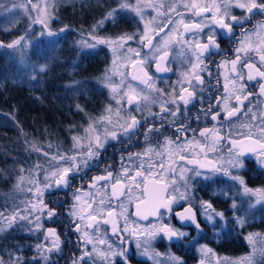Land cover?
Wrapping results in <instances>:
<instances>
[{"label": "snow or ice", "instance_id": "1", "mask_svg": "<svg viewBox=\"0 0 264 264\" xmlns=\"http://www.w3.org/2000/svg\"><path fill=\"white\" fill-rule=\"evenodd\" d=\"M17 8H23L29 14L33 25H40L41 36L58 37L60 33L71 31L67 26L58 32L52 31L48 22L51 17L43 18V10L33 0H25L24 3L12 0L10 8H6L4 0H0V10L11 12ZM235 9L240 10L239 16L233 14ZM33 10L37 13L35 18L30 14ZM122 13H131L133 18H138V22L144 25L143 31L138 29L132 33H122L116 38L97 34V28L103 27L106 21L116 24ZM257 17L260 19L249 29L247 25ZM235 28L242 31L241 39L233 50V58L216 65L217 68L230 66V74L225 76L223 94L215 103L210 102L203 109L204 117H210L215 123L211 128L194 129L191 123H185L188 105L197 98V90H204V74L212 77L206 61L220 54L218 34L224 33L229 39H234ZM130 41L137 42L140 48H132ZM77 44L82 49H95L99 45L112 49V74H106L101 83L109 89L116 107L109 105L104 114L88 124L82 136L71 137V154L57 152L50 155L33 144L32 150L49 160L48 167L39 163L33 165L27 170V177L19 176L15 187L21 189L27 180L30 185L27 191L37 203L26 201L23 209L14 210L10 216L0 211V220L8 227L17 220L26 221L34 224V231L41 230L42 216L48 219L59 216L57 208H50L44 203L46 192L51 195L53 190L68 189L78 177L83 181L89 171L100 166L101 154L112 147L113 142L128 143L142 135L141 151L130 152L126 156L121 154L117 163L107 164L102 174L90 177L86 192L83 185L73 190L72 203L66 208L65 215L70 218V230L74 229L80 234L77 241L80 255L71 259V264H97L98 260L100 264H131L134 254L128 246L130 241L135 242L139 255L147 257L153 264H161L158 259L161 254L152 250V242L158 236L170 243L189 240L188 232L171 224L173 217L182 224L187 222L194 226L197 236L191 237L189 243L201 254L199 264H206V259L215 256V253L206 244H200L201 239L207 238V233L194 210L191 181L196 177L210 180L219 175L232 182L227 191L220 193L226 200L231 199V221L227 220L225 212L217 211L211 202L201 200L199 203V208L203 210L199 215L206 222L204 226H211L217 239L221 235L217 228L223 230L232 224L242 232L251 226L248 213L239 214L243 203L246 202L249 209L264 206V186L249 187L242 175L249 158H253L258 169L264 171V108L255 111L250 99L255 97L264 104V100H260L264 97V0H116L115 7H111L91 31L87 34L81 32ZM173 45L188 53V68L178 82L180 91L173 88L169 95L155 87V81L146 69L151 62L155 64L156 72L170 71L162 68L161 62L167 59L168 49ZM0 47L22 52L29 47V43L26 36H20L6 45L0 42ZM143 48H148L151 56L142 55ZM129 68L132 69L131 73ZM137 69L143 72V77L136 74ZM36 71L46 72L47 65L38 66ZM117 75L119 81L115 79ZM32 79H37V75H33ZM136 81L139 83H134ZM253 81L258 86V92L248 90V84ZM219 84L217 78V91ZM232 98L234 104L230 103ZM245 101L249 102L247 106ZM149 105L158 107L159 111L149 110L148 115H143L144 108ZM134 112L141 113V117L138 119ZM241 114L250 121L240 125L241 129L247 130L246 133L238 131L234 134L231 128L224 130L222 116L224 121L230 122ZM199 119L197 116L196 120ZM165 128H171L173 135H164ZM153 137H163V140L154 144ZM25 171L23 167L20 168L21 173ZM237 185L240 196L249 198L239 204L229 196L231 189ZM182 202L188 206L184 207ZM176 205L183 211H175ZM165 216L169 218L167 223L164 222ZM101 224L110 225L111 235L119 241L118 244L109 241L107 231L101 232ZM0 231H3V227H0ZM49 237L55 238L52 247L36 245L37 254L44 264H49L51 252L60 251L55 229H46L45 241ZM244 239L252 248L250 253L235 259L217 257L216 264H256L257 254L264 261V249L258 250L256 244L257 239L264 241V235L248 233ZM167 255L168 264H185L180 257L171 253ZM0 264H5L2 257ZM9 264H40V261L37 257L30 262L16 256Z\"/></svg>", "mask_w": 264, "mask_h": 264}, {"label": "trees", "instance_id": "2", "mask_svg": "<svg viewBox=\"0 0 264 264\" xmlns=\"http://www.w3.org/2000/svg\"><path fill=\"white\" fill-rule=\"evenodd\" d=\"M4 3L5 7L9 8L12 0H4ZM115 5L116 0H56L57 16L52 25L55 28L67 26L71 31H65L56 39L47 40L41 36L36 37L37 31L33 29L29 35V47L24 48L22 52L13 53L12 49L0 47V211L8 213L9 210L22 205L23 195L15 186L12 189V185H16L20 175H29L27 170L33 165L39 163L45 166L48 162L41 153L32 150V145L35 144L50 155L57 152L70 154L71 137L83 128L92 115L101 110L104 100L96 82L107 65L108 53L102 46L82 49L77 44V33L80 30L91 31V27L97 25ZM27 17L15 11L0 10V42L6 45L18 39L19 35L22 36L28 28ZM132 22L133 17L124 14L116 24L106 21L98 33L110 36L116 31H129L131 26H134ZM56 40L59 42L53 43ZM18 61L31 64L28 68L30 75L24 73L25 69L17 64ZM40 65H47V71L37 73L36 69ZM33 75H37V79H32ZM113 154L112 158H108V154L103 152L100 166L116 162L117 150ZM21 167L26 170L24 173L20 172ZM250 168V175L242 173L248 186H264V171L259 170L255 162ZM77 181L79 184L83 182L78 177L73 181L74 186L65 191L76 188ZM205 181H202V188L195 189L199 199L211 202L213 207L223 210L227 220L231 221V199L226 200L220 193L227 191L232 182L222 176ZM82 185L83 188L86 187L85 184ZM57 193L64 192L53 190L51 195L46 192L43 197L44 203L50 208H57L59 212L58 217L47 218L43 223L44 227H53L60 240V251L51 253L49 264H71V259L75 258L79 251L75 241L78 237L70 230V218L65 215L70 196L63 195L62 198L56 196ZM229 196L239 203L243 199L239 194L238 185L231 189ZM246 207L245 202V206L242 204L239 211ZM255 217L258 219L248 218L251 226L242 232L232 224L223 230L217 228L216 231L221 232L219 239L213 234L211 226L205 227V223H202L207 238L201 239L200 242L218 254L230 258L247 255L249 246L244 236L254 230H261L264 235V211ZM18 233H13L10 229L0 232V257L5 264H9L16 256L30 262L35 257L31 245L39 241L41 234L25 236L22 231ZM192 236H197V233L191 231L190 237ZM187 241L165 247L171 254L180 257L185 264H195L197 257L194 248L188 246ZM24 243L29 244L27 248L20 247ZM159 244L164 247L160 240L156 246ZM9 253L12 255L9 256ZM131 262L148 264L145 261H134V258ZM256 264H264L259 255L256 257Z\"/></svg>", "mask_w": 264, "mask_h": 264}, {"label": "rangeland", "instance_id": "3", "mask_svg": "<svg viewBox=\"0 0 264 264\" xmlns=\"http://www.w3.org/2000/svg\"><path fill=\"white\" fill-rule=\"evenodd\" d=\"M25 2V0H21V2H17V3H24ZM33 2L34 3H37L39 6H40V8L43 10V18H48L49 16L51 17L50 19H49V28L52 30V31H56V32H58L59 31V29H61V28H64L65 26H62V27H59V28H55L53 25H52V23H54V22H52L53 20H56V16H57V13H56V6H55V2H56V0H33ZM11 6H9V8H10ZM13 11H15V12H18V13H21V14H23V15H26V16H28L27 17V20H28V28H27V30L23 33V35L22 36H26V41L28 42V43H30L29 42V35H30V33L33 31V29H35L36 31H37V34H36V37H40L41 35H40V25L39 24H36V25H33L32 24V22H31V19L29 18V14L28 13H26L25 11H24V9L23 8H17V9H15V10H13ZM31 17L32 18H35L36 17V15H37V13H36V11L35 10H33V11H31ZM128 15L129 17H133V14H131V13H122L121 15ZM233 14H237L238 16L241 14V12H240V10L239 9H235V10H233ZM106 15V14H105ZM152 15L154 16L155 15V13L153 12L152 13ZM105 17V16H104ZM104 18H102L101 20H103ZM146 19H147V17H146ZM100 20V21H101ZM133 21L134 22H132L133 23V25L134 26H131V29L129 30V31H123V32H120V33H117V31L116 32H114V34H112V35H110V36H105V35H103V34H99L98 33V31H99V28H97L96 29V31H97V34L100 36V37H111V38H116L117 36H119L120 34H122V33H132V32H135V31H137L138 29L140 30V31H143V27H144V25H143V23H141V22H138V18H133ZM108 22V21H107ZM106 23V22H105ZM156 23H159V21H156ZM98 24V23H97ZM112 24V23H111ZM61 26V25H60ZM69 28V27H68ZM91 28H93V26L91 27ZM70 29V28H69ZM81 32H83L84 34H87L88 32H86V30H80L78 33H77V35H78V38L80 39V34H81ZM64 33V32H63ZM63 33H60V35H62ZM59 35V36H60ZM20 37V35L18 36V38ZM41 37H43V38H46L47 40H50V39H56L57 37H48V36H41ZM16 40V39H15ZM154 43H155V40H154ZM129 44L131 45V47L132 48H134V49H139L140 48V46L138 45V43L137 42H129ZM99 46H102V47H105L106 48V51H107V53H108V62H107V65H106V67H105V69L101 72V75H100V78H97V86H98V89H100V92H102V97H103V100H104V103H103V105H102V108H101V110L97 113V114H94V115H92L91 117H90V119L84 124V126H83V128H81V130L79 131V132H77L76 134H74V135H80V136H82L83 134H84V129L85 128H87L88 127V124L92 121V120H95V119H98L102 114H104V112H105V109L109 106V105H111L113 108H115L116 107V102H115V100H113L112 99V96H111V93H110V91H109V89L108 88H106V87H104L103 86V84L101 83V81H102V79L105 77V75L107 74V75H111L112 74V72H111V70H112V60H113V52H112V49H110L109 47H107L106 45H99ZM168 50H171L172 51V54H173V57H172V61H175L177 64H178V67H176L175 68V66L173 67V69H170V72L173 74V76L175 77V78H177V83L178 82H180L181 80H182V77H183V74L186 72V70H187V68H188V63H187V56H188V53H186V52H184V51H182L181 50V48L179 47V46H176V45H173L172 47H170ZM12 51H13V53H15V52H19V50H17V49H12ZM142 55H149V56H151V53L149 52V49L148 48H143L142 49ZM120 58L121 59H123V56H120ZM19 66H21L23 69H25V74L26 75H30V73L31 72H29L28 71V68L31 66V64L30 63H26V62H21V61H18V63H17ZM173 64H174V62H173ZM151 66V65H150ZM148 67L146 70L147 71H151V70H148L149 68H151V67ZM38 68V67H37ZM121 68H122V65H121ZM128 71L131 73V71H132V69L131 68H129L128 69ZM131 77L129 76V79H130ZM115 79H116V81H119V76L117 75L116 77H115ZM135 83V82H134ZM179 84V83H178ZM140 87H143V85H140ZM176 87V84H174L173 83V85L170 87L172 90H173V88H175ZM157 88V87H156ZM159 89V88H158ZM178 91H180V88H179V90ZM151 110V109H150ZM148 112H149V106L148 107H145L144 108V110H143V115H148ZM134 115H136L137 116V118L139 119L140 117H141V113H139V112H134L133 113ZM113 119L115 120V117H113ZM121 123H123V121H121ZM71 140V143H70V149H69V151H71V149H72V146H73V141H72V139H70ZM135 147V146H134ZM142 147H143V141L140 143V145H139V148L135 151V152H138V151H141L142 150ZM135 152H133V153H135ZM132 153V152H131ZM70 154H71V152H70ZM128 154V153H127ZM126 154V155H127ZM125 155V156H126ZM118 157H119V155H118ZM118 157H117V160H116V162H114V163H117V161H118ZM47 163H45L44 165V167L45 168H47L48 167V164H49V160L47 159ZM46 162V161H45ZM110 163H112V162H109L108 164H110ZM107 165V164H106ZM118 166V165H117ZM189 175H191V173H189ZM25 177H27L28 175H24ZM218 177H220L219 175H218ZM223 177V176H222ZM41 179H42V176L40 177ZM226 178V177H225ZM202 181H205L202 177H196L193 181H191V196L194 198L193 200H192V203H193V205L195 204L196 205V211L198 212V217H199V219L203 222V223H206L205 221H204V218H203V216H201V215H199V213L201 212V211H203L202 209H200L199 208V203H200V201H201V199H199V195H198V193H197V191H195V189L198 187V188H202L203 187V182ZM207 181V180H206ZM205 181V182H206ZM77 183H78V181H77ZM17 184V183H16ZM15 186V184H13L12 185V189H13V187ZM30 185L29 184H27V180H25V182H24V184L21 186V189H19V191H20V193H22V195H23V199H22V201H23V203H22V205L20 206V207H16V208H14V210H16V209H23L24 207H25V203L24 202H26V201H31L32 203H37V201L35 200V198H34V196H32L28 191H27V189H28V187H29ZM81 186H79V183L76 185V188H80ZM257 187H260V186H254V187H252V188H257ZM15 188H17V187H15ZM76 188H74V189H76ZM18 189V188H17ZM74 189H71L70 191H68V193H67V195H69L70 196V204L72 203V193H71V191L73 192V190ZM83 190L86 192L88 189H86V188H83ZM183 190V189H182ZM46 194V193H45ZM249 198H246V197H243V201H247ZM203 201H206V200H203ZM182 203H186V202H182ZM239 203V202H238ZM69 204V205H70ZM247 204V203H246ZM243 206H245V203H243ZM215 208V207H214ZM217 211H221V212H223V210H220V209H217V208H215ZM14 210H9L10 212H8V213H6V215H11V213L14 211ZM261 211H264V206H261V205H257L255 208H252V209H249L248 208V205H247V207L246 208H242L241 209V211H239V214H241V215H243L245 212H247L248 213V216L249 217H253V220L255 219H258L257 217H255V216H258L259 215V213H261ZM256 214V215H255ZM37 215H39V213H37ZM252 215V216H251ZM166 217V216H165ZM248 217V218H249ZM164 220H165V218H164ZM47 221V217L46 216H42L41 217V223H42V225H43V223L44 222H46ZM141 223H146V222H141ZM120 224H121V226L123 225V220H121L120 221ZM131 226V225H130ZM0 227H3V231H5V230H11V232H13V233H18L19 231H22V232H24L25 233V236H26V234H33V235H35V236H37V235H39V233L41 234V237H40V239H39V241L38 242H36V243H33L31 246H32V249L35 251V257H39L38 256V254H37V251H36V245L37 244H46L48 247H52V241L55 239L54 237H49V239H48V241H45V239H44V237H45V235H46V229H49V228H52L53 229V227H50V226H47V227H44V225H43V227H42V229L41 230H39V231H34V228H35V226H34V224H28L26 221H20V220H17L11 227H8V225H7V223H5L4 221H2V220H0ZM180 230H182V229H180ZM262 230H264V228L262 229ZM73 231H74V229H73ZM104 231H107V233H108V239H109V241L110 242H115L116 244H118L119 243V241H116V238L115 237H113L112 235H111V227L109 226L108 227V225H103V224H101V232H104ZM182 231H184V230H182ZM0 232H2V231H0ZM186 232V231H185ZM74 233H75V235H76V237H78V238H75V241H76V247H77V241H78V239H79V235L80 234H78V233H76L75 231H74ZM250 233H260L261 235H263V233H262V231L261 230H257V231H251ZM19 234V233H18ZM190 234V233H189ZM193 237V236H192ZM189 238L191 239V237L189 236ZM161 239V236H158L153 242H152V250L154 251V252H158V253H160L161 255H160V257L158 258L159 260H160V262H161V264H168V255L167 254H169L170 252L166 249V247H160V244L158 245V247L156 246V243L159 241ZM14 244L13 245H15V242H13ZM200 244H204V243H202V242H200ZM247 244H248V242H247ZM256 244H257V248H258V250H260V249H264V241H261V240H259V239H257V241H256ZM29 244L28 243H24V244H22L20 247L21 248H27V246H28ZM59 245H60V240H59ZM130 245H131V247H133V256H135V258L139 261V262H141V261H145V262H147L148 264H153V261H151V260H149L147 257H143V256H141V255H139L138 253H137V249H136V247H135V242L134 241H130ZM187 245L189 246L190 245V243H189V240L187 241ZM248 246H249V253L252 251V248H251V246L248 244ZM209 247V246H208ZM161 248H163V249H161ZM194 248V254H195V256L197 257L196 258V263L195 264H199V261H200V259H201V254L197 251V248H195V247H193ZM211 248V247H210ZM89 249H91V245H89ZM167 251V252H166ZM214 251V250H213ZM54 252H56L55 250L53 251V252H51V253H54ZM51 253L49 254V256L51 255ZM214 253H215V256H209L207 259H206V264H216V259H217V257H227V256H224V255H221V254H218L217 252H215L214 251ZM80 255V251L78 252V254H77V256H79ZM259 254H257V256H258ZM256 256V257H257ZM230 258V257H229ZM232 259H235V258H238V257H231ZM40 259V258H39ZM40 264H44V261L42 260V259H40ZM97 264H100V262H99V260L97 261Z\"/></svg>", "mask_w": 264, "mask_h": 264}, {"label": "flooded vegetation", "instance_id": "4", "mask_svg": "<svg viewBox=\"0 0 264 264\" xmlns=\"http://www.w3.org/2000/svg\"><path fill=\"white\" fill-rule=\"evenodd\" d=\"M237 15V14H236ZM238 16V15H237ZM260 18L257 17L255 20L252 21L251 24L247 25V27L249 29H251L252 25L255 24L257 22V20H259ZM236 36L234 39H229V37L227 35H225L224 33H219L218 34V42L220 43V54L219 55H213L209 58L208 61H206V63L209 64V67L211 69L212 72V77L209 78L207 76V74H204V80H205V84H204V90L201 92L199 90H197L196 92V99L188 105V111L185 113V115L187 116V120L185 121V123H191V127L194 129H202L204 127H209L211 128L213 126L210 117L209 118H205L203 115V109H206L209 105L210 102L215 103V100L221 96L223 94V85L226 82L225 81V76H228L230 74V66H225V67H221V68H217L216 65L220 64V62L222 60L225 59H232L233 58V50L237 47V41L239 39H241L240 37V32L242 31L240 28H235L234 29ZM168 57L167 60L165 62V67L168 69H173V67L175 66L178 67V64L175 61H172V51L168 50ZM214 61V63H213ZM174 62V64H173ZM150 67L148 70L151 71H147L148 74L153 78V80L155 81V87L162 89L165 93H168L169 95L172 93V89L170 88L173 83L176 84V91L179 92V84L177 83V78H175L173 76V74L170 71H165V73L163 75H158L157 72L154 69V63L150 62ZM138 76L143 77V72L139 71L138 73H136ZM217 78L220 81L219 84V90L217 91V87H216V81ZM136 84H138L139 82L136 81ZM230 83V81H229ZM209 84L212 85L211 88H209ZM248 90L252 91V92H258V86L255 85V82H250L248 84ZM203 98L202 100L200 98ZM159 99V97H158ZM252 99V105L254 106V110L259 112L262 108H264V104H261L260 101H258L255 97L250 98ZM260 100H264V97L260 98ZM230 103L234 104L235 100L234 98L231 99ZM245 105H248V101L244 102ZM151 109V111H159L158 107H152L151 105H149V110ZM246 111V108L244 109ZM199 116L200 119L199 121L196 120V117ZM246 123H250V121L248 120L247 117L243 116L242 114L239 116V118H232L230 122H226L223 119V116L221 117V124L224 128V130H227L229 128L232 129L233 133L235 134L238 131H243L246 133V129H241L240 125L241 124H246ZM145 127H147V125H145ZM141 131H143V129H141ZM164 135L166 136H172L173 135V130L171 128H165L164 130ZM144 140L143 136H139L136 139H133L131 142L128 143H120V144H116L115 142H113V146L112 147H108L107 150L105 151L108 154V158H112V156L114 155V151L117 150L118 155L120 156L121 154L126 155L127 153L130 152H135L138 148L140 143ZM163 137H153V143H157L158 141H162ZM135 146V147H134ZM226 152V149H225ZM254 159L253 158H249V160L246 161V168L243 171V173H247L248 175H250L249 173L252 171L250 168L251 164H254ZM106 165H102L100 166L97 170H91L90 173H88V175L86 176V179L83 180L82 183L79 184V186H81L82 184H85V188L88 189L87 185L89 182L90 177L95 176V175H100L102 174V171L104 169ZM252 176V175H251ZM72 186H74V182H72ZM71 186V187H72ZM68 190H63V194L62 193H57L56 196L62 197L64 198V196L66 195L65 192L67 193ZM64 195V196H63ZM187 205V203H184V206ZM181 209V207H179V205L174 206V210H178ZM133 210V209H132ZM194 210H196L194 208ZM198 213V212H197ZM199 219V217H198ZM200 220V219H199ZM201 221V220H200ZM164 222H169V218L166 216ZM171 224L179 229H182L188 233H190L191 231L196 232L194 230V226H192L191 224L189 225H182L180 223L177 222V220L175 219V217H173L171 219ZM201 223H203L201 221ZM110 225H108L109 227ZM160 242L162 243V245L165 246H174L176 243H170L169 241H166L164 239V237L161 236ZM130 246V250L133 253V247ZM134 261H138L135 256H133ZM139 262V261H138ZM132 264V262H131Z\"/></svg>", "mask_w": 264, "mask_h": 264}, {"label": "water", "instance_id": "5", "mask_svg": "<svg viewBox=\"0 0 264 264\" xmlns=\"http://www.w3.org/2000/svg\"><path fill=\"white\" fill-rule=\"evenodd\" d=\"M168 55H169V53H168ZM166 60H167V59H166ZM166 60H164V61L161 62V67H162V68L165 67V62H166ZM154 69H155V71H156L155 64H154ZM138 72H139V69L136 70V73H138ZM164 73H165V71L157 72L158 75H163ZM187 206H188V205H186V206H184V207H187ZM133 210H134V209H133ZM176 211H181V212H182V211H183V208L178 209V210H176ZM176 220H177L178 223L182 224V223L178 220V218H176ZM188 224L190 225V223H187V222H186V223H183L182 225H188Z\"/></svg>", "mask_w": 264, "mask_h": 264}]
</instances>
